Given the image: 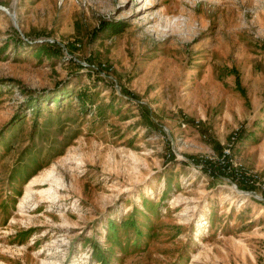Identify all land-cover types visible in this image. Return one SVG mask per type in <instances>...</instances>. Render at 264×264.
Masks as SVG:
<instances>
[{
    "label": "rangeland",
    "instance_id": "obj_1",
    "mask_svg": "<svg viewBox=\"0 0 264 264\" xmlns=\"http://www.w3.org/2000/svg\"><path fill=\"white\" fill-rule=\"evenodd\" d=\"M242 173L264 0H0V264H264Z\"/></svg>",
    "mask_w": 264,
    "mask_h": 264
},
{
    "label": "built area",
    "instance_id": "obj_2",
    "mask_svg": "<svg viewBox=\"0 0 264 264\" xmlns=\"http://www.w3.org/2000/svg\"><path fill=\"white\" fill-rule=\"evenodd\" d=\"M236 141V137H232V143H234ZM229 150H226V153H228ZM247 179V180H250V184H253V185H257L259 187H261L264 191V184L260 182V180L256 177V176H253V175H244L243 173L241 174V179Z\"/></svg>",
    "mask_w": 264,
    "mask_h": 264
}]
</instances>
